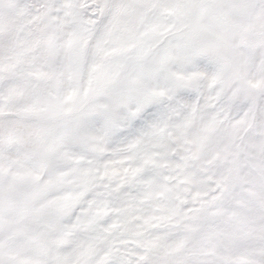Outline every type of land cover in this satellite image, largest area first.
<instances>
[{
    "label": "snow or ice",
    "instance_id": "1",
    "mask_svg": "<svg viewBox=\"0 0 264 264\" xmlns=\"http://www.w3.org/2000/svg\"><path fill=\"white\" fill-rule=\"evenodd\" d=\"M0 264H264V0H0Z\"/></svg>",
    "mask_w": 264,
    "mask_h": 264
}]
</instances>
